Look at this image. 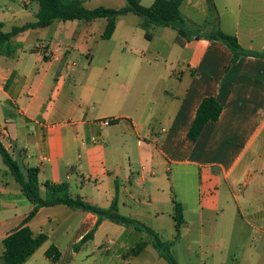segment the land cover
<instances>
[{"label": "crops", "instance_id": "crops-1", "mask_svg": "<svg viewBox=\"0 0 264 264\" xmlns=\"http://www.w3.org/2000/svg\"><path fill=\"white\" fill-rule=\"evenodd\" d=\"M18 1L23 3L25 13H21L14 0H0V22L6 32L36 22L39 7L34 8L30 0ZM82 1L90 10L99 6L120 9L125 5V0ZM188 1L191 0L183 2L181 13ZM154 2L152 0L151 4ZM205 2L207 4V0ZM224 8L228 10L227 6ZM204 14L199 28L207 33L213 30L212 22L206 23L209 8ZM29 16L30 20L18 23ZM263 20L264 3L240 0L228 19L215 22L224 33L237 36L243 49L261 56H245L232 65L233 55L223 43L193 37L184 46L176 43L180 53L188 56L186 62L180 64L179 75L171 71L164 73L167 71L160 65L146 67L142 60L127 64L109 59L105 63L101 61L104 64L100 65L96 60L97 47L93 53L89 49L92 33L87 31L79 34L90 35L82 49L87 61L73 59L71 51L76 48L69 42H62L63 36L59 34L60 28L68 31L66 23L59 25L55 21L48 28L23 32L0 53V143L26 177L27 169L40 170L43 197L46 195L45 182L66 183L71 197H80L102 209H109L116 201L120 215L159 233L162 227L158 222L165 216L175 226V202L183 206V226L189 227L186 220L188 200L198 194V216L203 221L206 212L220 210L218 191L212 193L208 202L201 197L206 189L211 191L215 185L205 186L209 168L221 170L223 181L232 193L229 174L219 164L210 163V153L218 147L230 149L233 145L240 147L243 153L264 149ZM74 22L81 24V21ZM117 32L118 28L113 38ZM142 33L145 35L143 30ZM32 35L37 43L26 44V38ZM154 39L155 36L145 45H150ZM101 41L102 33L96 42L98 46ZM131 42L135 40L130 39ZM129 52L137 51L129 48ZM137 77H142L145 83H137ZM105 79L116 88L108 94L101 89ZM128 84L143 88V97L137 98L134 92L127 100L126 93L121 90L126 91ZM206 97L217 99L223 113L216 122L205 127L197 142H193L188 139L189 130ZM106 120L110 121L108 126L103 124ZM174 167L185 183L181 187L184 200L171 194L176 182ZM203 171H206L204 176ZM193 173L199 176L196 188L195 182L187 176ZM263 176L264 164L254 178L250 175V180H255L254 192L258 199V195L264 197ZM220 179L219 175L213 177L218 182ZM8 186H0L2 248L3 239L20 227L33 209L29 200ZM233 198L239 205V198ZM16 206L24 212L17 214ZM127 211L133 215H124L129 214ZM9 212L11 217L5 218L3 214ZM251 213L264 222V208ZM98 220L95 214L64 205L42 208L29 223V229L34 236L45 234L47 240L24 264H168L145 232L108 220L98 226L91 240L80 245L96 228ZM250 228L254 234L249 249L244 253L239 243V254H234L229 263L264 264V248H259L260 241L264 240V227L250 224ZM226 231L231 237L233 224H227ZM180 241H174L173 253ZM142 242L147 243L146 249L132 256ZM50 247L59 251L56 262L45 256ZM3 250L0 264H3ZM174 255L179 262L178 255ZM219 255L221 264H226L230 252L220 246Z\"/></svg>", "mask_w": 264, "mask_h": 264}, {"label": "rangeland", "instance_id": "rangeland-1", "mask_svg": "<svg viewBox=\"0 0 264 264\" xmlns=\"http://www.w3.org/2000/svg\"><path fill=\"white\" fill-rule=\"evenodd\" d=\"M21 9V13H25V8L22 2L14 0ZM152 0H144L141 4L144 7H150ZM264 3V0H259ZM216 5V17L219 21L223 19H228V16L231 14V10L234 9V5H238L240 0H217ZM151 4V5H150ZM233 4V5H232ZM34 8H37L38 5L33 4ZM95 4H92V6ZM91 6V4H88ZM227 6L226 10L224 7ZM39 7V6H38ZM114 9V8H112ZM208 9V4L205 0H191L186 2L182 7V15L184 17L185 26L188 29H196L197 26L202 27V20H204V12ZM237 9V7H236ZM30 13L31 9L28 10ZM24 15V14H23ZM31 16L27 19L22 18L18 23H24L25 20H30ZM215 16L211 17L213 30L219 27V25L214 22ZM264 21V20H263ZM104 19H98L87 25V23L74 22L75 24H70L66 22V27L68 31L59 30V34H62V42H69L76 49L72 50V58L79 59L80 61H87V56L82 54V49L84 48L85 41L90 37L88 34L80 36V32H91L92 40H90V50H99L98 55L96 56L97 63L103 65L107 60L111 59L114 61L125 62H135L142 60L146 63V67L151 66V68L156 67L157 65L163 66L164 73H174V75H179L181 73L180 64L186 62L188 56L186 54H181L176 43H177V32L171 28L165 29L163 27L157 28V33L152 32V37L155 36L154 42H151L150 45L147 44V39L142 33V29L139 27L140 17L134 14H128L122 17H119L117 20L118 32L116 37L110 41H101V45H97V40L100 37V34H103L104 31ZM59 25H63V22H59ZM196 26H194V25ZM81 25V26H78ZM82 37V38H80ZM80 38V39H78ZM130 39L135 40V42L129 43ZM25 43L28 45H35L36 37L33 35L30 38H26ZM13 46H10L12 50ZM81 48V51H80ZM129 48L133 49L134 54L129 52ZM95 53V51H94ZM104 63H102V62ZM157 63V64H156ZM159 63V64H158ZM149 68L151 71L152 69ZM120 77L116 79L117 82L120 81ZM140 78V80H139ZM137 83H145L142 77H137ZM105 83L104 86H101V89L107 94L111 93L115 86L111 85L108 79L103 80ZM124 83L122 84V86ZM135 88V89H134ZM116 89V88H115ZM134 89V91H133ZM143 88L132 86L128 84V89L121 90L123 93H126L127 100L134 95L136 92V97L141 98L144 95L142 92ZM128 110V108H127ZM240 150V147L233 145L230 147H218L216 151L210 153V163L219 164L223 170L229 174V183H232V193L227 188L226 183L223 181L222 172L219 168L213 167L208 169V178L205 181V186L208 184L213 185L211 191L206 189L201 197L204 198L206 202L209 201V198L212 196V193L218 191V197L220 201V210L218 212L205 213L204 220L200 221L198 216V194L195 195V198H190L188 200L187 209H186V220L189 222V227L182 226L179 232V238L181 240L177 249L174 251L178 255L179 262L178 264H221V261L218 260L220 257L219 249L220 246L227 249L230 252V256L226 259V264L234 259L235 255L238 253L237 247L243 249L245 253L249 249L251 244V237L254 234L253 230L250 228V224H259L264 227V222L256 219L251 213L252 210L264 208V197H256L254 192L255 180H250V175L254 178L255 172H259L264 164V149L263 150H251L249 152L243 153ZM0 154V186H5L8 184L12 191L21 193L19 184L15 181V178L10 174L9 169L3 162V159ZM260 167V168H259ZM189 168V167H187ZM174 176L176 177V182L174 188H172L171 194L173 197L176 195L178 199H183V190L182 186L185 185L177 176V169L174 167ZM206 171H203V176L206 174ZM249 174V175H248ZM214 175H219L220 181L213 180ZM188 178L191 177V180L195 182L194 187L196 188L199 184V176L193 174L187 175ZM184 177V176H183ZM264 182V176L262 177ZM242 182V184L240 183ZM220 183L218 185V183ZM245 184V187L243 185ZM218 185V186H217ZM208 186L206 188H208ZM197 191V190H196ZM76 192V191H75ZM197 193V192H196ZM72 194L75 196L74 192ZM22 195V193H21ZM239 198V205L233 198L234 196ZM23 196V195H22ZM24 198V197H23ZM177 201V200H176ZM204 201V200H202ZM250 203H256V206H250ZM16 213L22 214L24 210L16 206ZM241 211V212H240ZM124 215H133L131 212ZM216 214L218 216H216ZM5 218L11 217V213H4ZM123 216V215H121ZM1 217V215H0ZM124 217V216H123ZM130 217V216H129ZM128 218V217H124ZM130 219V218H128ZM136 221V220H135ZM233 224L234 232L231 234V237L227 234L226 227L227 224ZM158 224L162 227V232L156 233L160 240H165L166 242L177 241L176 237V228L173 224V221L160 220ZM203 226V228H202ZM202 229V230H201ZM217 229V231H216ZM150 238V237H149ZM182 238V239H180ZM215 240V241H214ZM164 241V242H165ZM175 243V242H174ZM259 248H264V240H261L259 243ZM2 245L0 244V253L2 250ZM171 250L173 257L175 256ZM235 254V255H234ZM239 254V253H238ZM204 259V260H203ZM203 260V261H202ZM224 263V262H222Z\"/></svg>", "mask_w": 264, "mask_h": 264}, {"label": "trees", "instance_id": "trees-1", "mask_svg": "<svg viewBox=\"0 0 264 264\" xmlns=\"http://www.w3.org/2000/svg\"><path fill=\"white\" fill-rule=\"evenodd\" d=\"M142 1L143 0H125V5L120 9H109L105 8V6H99L90 10L85 7L82 0H30V2L39 6L36 22L28 23L22 27H16L11 32L4 31V24L0 22V53L1 49L7 48L9 42L19 34L30 29L48 28L55 21L63 23L74 21L92 23L98 19H105L106 25L102 34V39L104 41H110L116 32L118 18L128 14H134L140 17L139 27L145 32V38L147 40L152 39V32L155 28L169 27L176 30L178 35L177 44L179 46H184V44L193 37L199 40L204 38L208 41L223 43V46L233 55L232 65L245 56H261L243 49L237 36L226 34L219 27L207 33L201 32L199 26H197V30L188 29L185 26L184 17L181 13V6L185 0H155L150 7L142 6ZM207 4L210 16L209 19L206 20V23L210 24L212 22L210 21L212 16H215L214 22L217 20L216 5L213 0H207ZM222 113L223 107L217 99L214 97L204 98L197 114H195L189 130L188 139L197 142L202 136L205 127L210 122H216ZM0 154L10 174L19 184L22 195L33 205L32 211L23 220L22 225L3 239L2 244L4 250L1 256L3 264H24L26 260L45 243L47 236L45 234L34 236L29 229V223L36 217L42 208L56 207L59 205H64L71 209L81 210L98 216L99 220L96 228L84 237L80 245L91 240L98 226H100L103 221L108 220L116 224H122V226H132L145 232L146 235L150 237L152 245L160 252L161 257H163L168 264H178L171 254L174 242H163L154 230L146 227V225L121 216L118 213L116 201L109 209H102L85 202L80 197H71L68 184L64 183L57 185L51 182H45L43 184L46 191V195L43 197L40 193V170L38 168H29L27 169L26 177L22 173L18 163L1 143ZM182 209L183 206L175 202L173 219L175 221L176 240L179 238V232L185 223ZM146 247V242L140 243L131 255L137 256L141 254ZM45 256L51 259L52 262H56L60 254L57 248L50 247L48 251L45 252Z\"/></svg>", "mask_w": 264, "mask_h": 264}, {"label": "built area", "instance_id": "built-area-1", "mask_svg": "<svg viewBox=\"0 0 264 264\" xmlns=\"http://www.w3.org/2000/svg\"><path fill=\"white\" fill-rule=\"evenodd\" d=\"M104 125L108 126L110 124V121L106 120L103 122Z\"/></svg>", "mask_w": 264, "mask_h": 264}]
</instances>
